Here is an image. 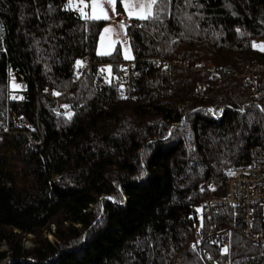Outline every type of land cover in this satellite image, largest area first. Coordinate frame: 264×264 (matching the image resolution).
Segmentation results:
<instances>
[{"label": "trees", "instance_id": "obj_1", "mask_svg": "<svg viewBox=\"0 0 264 264\" xmlns=\"http://www.w3.org/2000/svg\"><path fill=\"white\" fill-rule=\"evenodd\" d=\"M68 5L0 0V264H264L243 207L203 205L264 149V0H164L126 28L131 60Z\"/></svg>", "mask_w": 264, "mask_h": 264}, {"label": "built area", "instance_id": "obj_2", "mask_svg": "<svg viewBox=\"0 0 264 264\" xmlns=\"http://www.w3.org/2000/svg\"><path fill=\"white\" fill-rule=\"evenodd\" d=\"M131 22L125 23V28H129ZM161 60L156 62L157 67H161ZM166 64V63H163ZM91 65L89 58H85L83 68ZM184 69H194L197 72L209 71L216 73L209 63H199L194 68L189 62H185ZM252 70L263 71L264 67H253ZM136 71V63L133 61L124 62L120 67V92L124 100H134L136 96L132 94L131 84L132 76ZM232 74V73H230ZM23 80V79H22ZM25 83L21 82L20 90H24ZM201 91L205 92V85L201 87ZM209 209L216 206H229V207H243L246 211L248 220V227L245 231L246 236L250 240L261 247H264V234H253V227L250 225L251 219L254 217L257 208L262 209L264 212V149L256 148L253 151L251 163L248 168L237 171H230L228 173V181L226 194L222 198H208L204 203ZM214 228V226H212ZM198 239L201 238L200 230L195 233Z\"/></svg>", "mask_w": 264, "mask_h": 264}, {"label": "rangeland", "instance_id": "obj_3", "mask_svg": "<svg viewBox=\"0 0 264 264\" xmlns=\"http://www.w3.org/2000/svg\"><path fill=\"white\" fill-rule=\"evenodd\" d=\"M101 5L104 11L107 12L108 19H99V20H106L107 23L101 32L97 52L100 54L102 52H110L113 53L117 47H120V51L122 55L125 57L126 53H130L133 57L132 47L130 40L128 38V30L125 28V23L130 22L132 18H136L135 16H129L128 9L125 8L126 0H116V4L113 7L112 4L108 3V0H100ZM73 6L76 9H83V15H91L92 14V0H74ZM99 11V10H97ZM123 25V27H122ZM105 29H110V31H105ZM254 47L262 52H264V43L263 42H255ZM131 60V59H127ZM14 79V78H12ZM20 86L17 84L15 80L11 82V89H18ZM9 156L11 157V161L14 165V171L20 172L21 164L16 160L13 159V155L10 153ZM21 174V173H20ZM228 180V179H227ZM210 198V197H209ZM204 203V202H203ZM54 225L51 226L52 232H54ZM45 236L51 242L54 241L53 234L45 231ZM33 236H27L24 239L23 244L26 248H31L34 246V242L32 241ZM2 251H9V246L6 242H4L0 246V252Z\"/></svg>", "mask_w": 264, "mask_h": 264}, {"label": "snow or ice", "instance_id": "obj_4", "mask_svg": "<svg viewBox=\"0 0 264 264\" xmlns=\"http://www.w3.org/2000/svg\"><path fill=\"white\" fill-rule=\"evenodd\" d=\"M83 2V0H81ZM164 0H126L125 8L128 9L129 16H135L140 20H152L159 19L160 6L163 4ZM108 3L112 4L113 7L116 4V0H108ZM69 7H72V0H69ZM99 10V11H97ZM83 12V9H80ZM86 19H108L107 12L104 11L100 0H92V14H85ZM123 27V25H122ZM105 31H110V29H105ZM101 55H110V52H102ZM133 57L130 53L125 54V59H132ZM82 62L78 61L77 66H81ZM103 71V70H102ZM110 72L111 69H108ZM59 95V93H57ZM15 98V97H14ZM22 99V97H21ZM195 247V246H193ZM224 253H229V249L225 247L223 249Z\"/></svg>", "mask_w": 264, "mask_h": 264}, {"label": "crops", "instance_id": "obj_5", "mask_svg": "<svg viewBox=\"0 0 264 264\" xmlns=\"http://www.w3.org/2000/svg\"><path fill=\"white\" fill-rule=\"evenodd\" d=\"M73 2H74V0L72 1V7H73V9L79 11V12L83 15V12H81L80 9H76V8L73 6V4H74ZM83 16H85V15H83ZM132 19H138V18H132Z\"/></svg>", "mask_w": 264, "mask_h": 264}, {"label": "bare ground", "instance_id": "obj_6", "mask_svg": "<svg viewBox=\"0 0 264 264\" xmlns=\"http://www.w3.org/2000/svg\"><path fill=\"white\" fill-rule=\"evenodd\" d=\"M228 179V178H227ZM227 187V186H226ZM219 208V207H218ZM254 231V230H253Z\"/></svg>", "mask_w": 264, "mask_h": 264}]
</instances>
